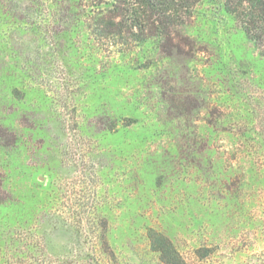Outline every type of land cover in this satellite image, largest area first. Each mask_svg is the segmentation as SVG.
<instances>
[{
    "label": "rangeland",
    "instance_id": "1",
    "mask_svg": "<svg viewBox=\"0 0 264 264\" xmlns=\"http://www.w3.org/2000/svg\"><path fill=\"white\" fill-rule=\"evenodd\" d=\"M96 2L0 0V264H108L103 235L162 264L151 231L186 264H264V54L222 0L169 56L95 41Z\"/></svg>",
    "mask_w": 264,
    "mask_h": 264
},
{
    "label": "trees",
    "instance_id": "2",
    "mask_svg": "<svg viewBox=\"0 0 264 264\" xmlns=\"http://www.w3.org/2000/svg\"><path fill=\"white\" fill-rule=\"evenodd\" d=\"M200 1L97 0L84 16V23L98 43L127 48L154 38L158 40L160 50L169 56L180 50L181 44L178 41L181 39L180 29L192 17L193 9ZM222 2L225 11L239 23L247 39L264 54V0ZM149 240L151 247L159 254L162 264H186L171 241L162 234L151 231ZM101 248V253L108 264H118L104 235ZM80 262L90 264L88 260ZM54 264L74 263L57 261Z\"/></svg>",
    "mask_w": 264,
    "mask_h": 264
}]
</instances>
